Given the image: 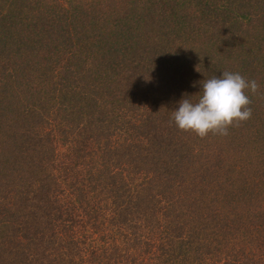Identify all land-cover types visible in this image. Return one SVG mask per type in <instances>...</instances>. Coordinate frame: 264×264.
Segmentation results:
<instances>
[{"label":"trees","instance_id":"obj_1","mask_svg":"<svg viewBox=\"0 0 264 264\" xmlns=\"http://www.w3.org/2000/svg\"><path fill=\"white\" fill-rule=\"evenodd\" d=\"M223 71L251 118L180 130ZM0 264H264V0H0Z\"/></svg>","mask_w":264,"mask_h":264},{"label":"clouds","instance_id":"obj_2","mask_svg":"<svg viewBox=\"0 0 264 264\" xmlns=\"http://www.w3.org/2000/svg\"><path fill=\"white\" fill-rule=\"evenodd\" d=\"M249 90L253 95L258 92L255 80L249 81L239 72L223 71L220 77L202 81V91L195 102L181 99L178 109L172 111V120L180 130L194 132L200 138L210 133L227 136L230 127L252 116Z\"/></svg>","mask_w":264,"mask_h":264}]
</instances>
